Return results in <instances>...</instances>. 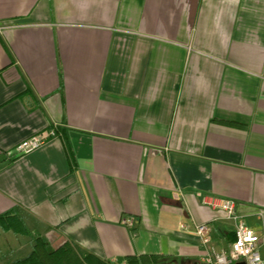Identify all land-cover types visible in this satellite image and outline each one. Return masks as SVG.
<instances>
[{"label": "crops", "instance_id": "1", "mask_svg": "<svg viewBox=\"0 0 264 264\" xmlns=\"http://www.w3.org/2000/svg\"><path fill=\"white\" fill-rule=\"evenodd\" d=\"M212 200L264 234V0H0V213L29 234L0 231L205 264L197 224L234 239Z\"/></svg>", "mask_w": 264, "mask_h": 264}, {"label": "built area", "instance_id": "2", "mask_svg": "<svg viewBox=\"0 0 264 264\" xmlns=\"http://www.w3.org/2000/svg\"><path fill=\"white\" fill-rule=\"evenodd\" d=\"M55 131L36 132L29 137L20 140L13 148L14 154L22 155L28 153L42 145L49 136H54ZM215 208L224 210L228 217L235 220L233 229L234 239L227 247H218L211 243L209 228L205 223H199L195 226L196 233L200 236L202 243L207 246L203 255L205 264H264L258 245L264 241V234L257 233L251 226L247 225L235 212V203L233 200H212L209 202ZM122 223L131 225V217L122 219Z\"/></svg>", "mask_w": 264, "mask_h": 264}, {"label": "trees", "instance_id": "3", "mask_svg": "<svg viewBox=\"0 0 264 264\" xmlns=\"http://www.w3.org/2000/svg\"><path fill=\"white\" fill-rule=\"evenodd\" d=\"M0 228L19 234H29L20 215L15 210L0 213ZM155 257H126L125 264H154ZM10 264H110L108 261L91 253L81 254L77 247L64 241L52 250H47L40 237L33 239L31 250L20 258H15Z\"/></svg>", "mask_w": 264, "mask_h": 264}, {"label": "rangeland", "instance_id": "4", "mask_svg": "<svg viewBox=\"0 0 264 264\" xmlns=\"http://www.w3.org/2000/svg\"><path fill=\"white\" fill-rule=\"evenodd\" d=\"M33 239L32 236L24 237V235L19 234L13 236L11 234H4L0 231V264H6L10 262L12 258L27 254L29 246L33 243ZM21 246L23 247L22 249ZM15 249L18 250L15 251Z\"/></svg>", "mask_w": 264, "mask_h": 264}, {"label": "water", "instance_id": "5", "mask_svg": "<svg viewBox=\"0 0 264 264\" xmlns=\"http://www.w3.org/2000/svg\"><path fill=\"white\" fill-rule=\"evenodd\" d=\"M237 264H243V262H239V263H237Z\"/></svg>", "mask_w": 264, "mask_h": 264}]
</instances>
